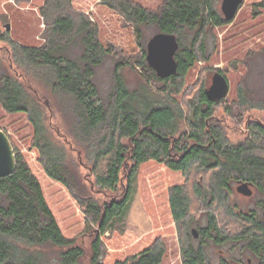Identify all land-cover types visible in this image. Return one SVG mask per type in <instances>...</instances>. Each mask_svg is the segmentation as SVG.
<instances>
[{
	"label": "trees",
	"instance_id": "obj_1",
	"mask_svg": "<svg viewBox=\"0 0 264 264\" xmlns=\"http://www.w3.org/2000/svg\"><path fill=\"white\" fill-rule=\"evenodd\" d=\"M102 2L131 27L142 51L140 59L134 62H116L113 88L106 102L101 100L94 78L97 67L110 56V48L99 41L96 24L85 14L72 10L71 0H44L39 8L45 25L41 45H22L9 35L3 37L11 46L18 67L28 72H46L53 92L72 99L76 129L81 138L75 135L74 141L86 142L89 146L97 187L115 193L123 185L119 197L113 196L98 204L90 196L76 194L72 177L68 175L64 148L51 139L42 104L25 84L26 77L3 75L0 85L2 108L8 113L25 114L31 123L32 145L46 174L67 188L85 218L96 226L98 234L91 243L90 264H104L100 237L126 217L135 176L140 165L150 160L180 172L185 180L194 170L208 176L194 181L189 191L206 210L205 224L196 226L197 238L189 231L194 220L186 185L169 188L171 218L182 234V264H233L224 258L213 263L207 251L209 244L229 243L249 253L257 260L256 264H264V156L259 154L264 151V124L249 118V138L231 142L216 116L217 107L225 103V99L219 102L208 99L205 83L187 98L182 97L188 71L210 60V29L231 21H226L215 9V0H162L155 10L133 0ZM257 6L264 8V1ZM146 27L176 36L177 71L174 75L158 78L147 65L146 49L141 44ZM76 47L79 51L73 53ZM125 68L141 69L145 73L144 80L149 83L147 87L151 82L155 86L158 83L153 91L158 101H143L130 92L121 76ZM224 109L235 119H241L249 110H264V99H253L245 86H239L237 98ZM13 150L15 171L0 178V264H34L32 249L48 245L60 250V264H77L84 254L83 249L63 235L39 181L22 154ZM239 180L250 183L262 195L257 209L236 210L237 205L230 195L232 185ZM218 215L233 222L232 231L220 225ZM164 254L163 242L155 240L141 252L115 264H160Z\"/></svg>",
	"mask_w": 264,
	"mask_h": 264
},
{
	"label": "rangeland",
	"instance_id": "obj_2",
	"mask_svg": "<svg viewBox=\"0 0 264 264\" xmlns=\"http://www.w3.org/2000/svg\"><path fill=\"white\" fill-rule=\"evenodd\" d=\"M133 1L147 9L155 10L162 0ZM221 1L215 0L214 7L223 17ZM263 1L244 0L231 23L210 29L208 39L210 60L206 64L198 63L190 69L182 87V97L187 98L201 83H205L204 87L208 88L212 76L220 70L219 72L227 79L229 89L227 96L224 97L225 103L216 109V116L231 142L249 138L247 126L249 118L264 124V110L252 109L245 112L241 119H235L230 113H225L224 109V106H230L237 98L239 86H245L246 92L253 99H264V8L257 6ZM43 2L44 0H0V85L3 75L15 74L18 78L26 77V81L23 79L25 84L42 104L51 139L64 148L68 175L72 177L74 192L90 196L98 204H102L113 196L119 197L124 190L123 185L115 193L101 191L97 187L90 148L86 142L77 144L74 141L75 135L79 136L72 99L53 92L46 79L48 76L46 72H28L26 68L18 67L12 57L10 44L3 37L9 35L22 45H41L45 25L39 8ZM71 7L72 10L88 16L96 24L99 41L103 46L110 48V56L97 67L94 78L99 96L106 102L113 88V70L116 62L119 60L134 62L140 59L141 47L136 43L131 27L102 0H71ZM7 24L9 30H6ZM156 33L153 27L144 29L141 44L145 49L147 41ZM78 51L79 48L76 47L73 53ZM144 74L141 69L133 68H125L121 72L126 88L138 99L158 101L159 98L154 92L159 84L155 86L151 82L150 87H147L149 83L144 80ZM0 129L6 131L13 148L22 154L39 181L45 201L63 235L73 239L75 244L83 249L84 254L77 264H90L91 243L98 234L97 228L85 218L76 199L67 188L52 180L44 171L38 153L32 145L33 128L27 116L23 113H8L0 105ZM259 154L264 156V151ZM200 177L207 179L208 176L194 170L185 180L180 172L168 169L163 163L150 160L140 165L126 217L121 222H115L111 229L100 237L103 263L122 262L141 252L155 240H161L165 246V254L160 264H182L180 254L182 234L171 218L168 204L169 188L176 184L186 185L191 198L190 214L194 220L189 227L191 232L197 225L205 224L206 210L189 192L191 184L196 180L200 181ZM237 185V183L232 185L233 191L230 195L231 201L237 205L236 210L247 212L257 209V203L262 195L252 187L253 194L244 196L236 191ZM216 213L220 214V210L216 209ZM218 218L220 225L232 231L233 222L220 215ZM207 251L213 263H218L221 258L230 260L233 264L257 263L249 253L239 251L231 243L220 246L209 244ZM31 252L35 258L34 264H60V250L53 246L36 247Z\"/></svg>",
	"mask_w": 264,
	"mask_h": 264
},
{
	"label": "water",
	"instance_id": "obj_3",
	"mask_svg": "<svg viewBox=\"0 0 264 264\" xmlns=\"http://www.w3.org/2000/svg\"><path fill=\"white\" fill-rule=\"evenodd\" d=\"M244 0H222L221 12L226 21H232ZM6 30H9L8 24ZM178 49L176 36L173 34L156 33L146 44V62L147 65L154 70L158 78L164 79L174 75L177 71L175 61V53ZM227 79L221 73H214L211 78V85L206 89L205 93L208 99L219 102L228 94ZM15 154L11 142L7 134L0 129V178H5L13 174L15 171ZM250 183L239 182L236 191L244 196H251L252 190ZM194 238H197L196 229L191 230Z\"/></svg>",
	"mask_w": 264,
	"mask_h": 264
},
{
	"label": "flooded vegetation",
	"instance_id": "obj_4",
	"mask_svg": "<svg viewBox=\"0 0 264 264\" xmlns=\"http://www.w3.org/2000/svg\"><path fill=\"white\" fill-rule=\"evenodd\" d=\"M239 182H240V180H239V181H237V182H235V183H237V184L239 185ZM241 182H244V181H241ZM238 185H237V186H238ZM237 186H236V187H237ZM252 187L254 188V186H253V185H250V189H251ZM235 189H236V188H235ZM251 190H252V189H251ZM252 194H253V192H252Z\"/></svg>",
	"mask_w": 264,
	"mask_h": 264
}]
</instances>
